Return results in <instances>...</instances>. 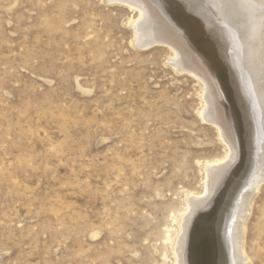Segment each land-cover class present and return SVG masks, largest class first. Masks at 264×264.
<instances>
[{"label": "rangeland", "instance_id": "obj_1", "mask_svg": "<svg viewBox=\"0 0 264 264\" xmlns=\"http://www.w3.org/2000/svg\"><path fill=\"white\" fill-rule=\"evenodd\" d=\"M234 1L222 3L226 16ZM138 12L108 0H0V264L178 262L171 244L187 198L204 196L205 166L231 150L181 55L165 41L136 44ZM255 144L222 210L264 168ZM251 202L243 261L264 264V179Z\"/></svg>", "mask_w": 264, "mask_h": 264}, {"label": "bare ground", "instance_id": "obj_2", "mask_svg": "<svg viewBox=\"0 0 264 264\" xmlns=\"http://www.w3.org/2000/svg\"><path fill=\"white\" fill-rule=\"evenodd\" d=\"M245 1L249 10L245 3L235 0L233 13L226 16L222 4L226 0H213L219 9L213 7L208 12L201 7L198 11L193 0H108L126 3L140 11V19L130 24L136 31V44L149 40L167 42L181 55L184 65L201 78L207 89L205 97L210 101L205 116L218 126L219 137L231 150L227 163L220 165L219 161L214 168L205 166L209 183L204 196L187 198L189 209L179 217L180 230L171 244L176 256L182 249L176 264H246L242 252L244 221L254 193L264 179V168L256 172L257 178L243 192L237 207L222 210L220 203L229 199L244 178L248 163L244 148L254 147L256 142L264 146V4L260 0ZM196 34L207 37L195 39ZM218 192L221 200L212 198ZM208 199L206 207L202 202ZM199 213L201 216L196 217ZM219 215L221 221L217 219ZM187 238L191 243L185 254ZM224 239L232 248L234 257H230V262L223 256L227 251L222 248Z\"/></svg>", "mask_w": 264, "mask_h": 264}, {"label": "water", "instance_id": "obj_3", "mask_svg": "<svg viewBox=\"0 0 264 264\" xmlns=\"http://www.w3.org/2000/svg\"><path fill=\"white\" fill-rule=\"evenodd\" d=\"M158 44H160V43H158ZM153 45H155V44H153Z\"/></svg>", "mask_w": 264, "mask_h": 264}]
</instances>
